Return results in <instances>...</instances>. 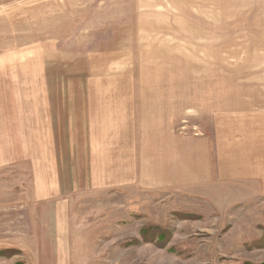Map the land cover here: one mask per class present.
Masks as SVG:
<instances>
[{"label":"rangeland","instance_id":"1","mask_svg":"<svg viewBox=\"0 0 264 264\" xmlns=\"http://www.w3.org/2000/svg\"><path fill=\"white\" fill-rule=\"evenodd\" d=\"M164 132L264 173V0H0V264H264V179L154 188Z\"/></svg>","mask_w":264,"mask_h":264},{"label":"crops","instance_id":"2","mask_svg":"<svg viewBox=\"0 0 264 264\" xmlns=\"http://www.w3.org/2000/svg\"><path fill=\"white\" fill-rule=\"evenodd\" d=\"M201 141H203L202 144L194 145L193 142L188 141L189 143L184 145L179 144L177 135H166L164 132L162 136L161 133L159 143H155L154 188L171 190L181 184L187 190H195L198 189V186L205 185L207 187L211 183H215L214 180L225 183L229 181L259 182L258 178L264 179V173L261 175L256 172V166L252 164L250 158H233L232 161V158L228 157L225 152L216 153V166L213 169L209 145L204 139ZM107 149L110 150V147ZM226 161L230 166L233 165V170L225 168ZM105 174V184H112L115 180L123 182L126 177L124 169L114 167L108 168ZM144 178H146L145 174H142L141 178L139 174L138 183H145L142 182ZM93 179L97 180L94 177Z\"/></svg>","mask_w":264,"mask_h":264}]
</instances>
